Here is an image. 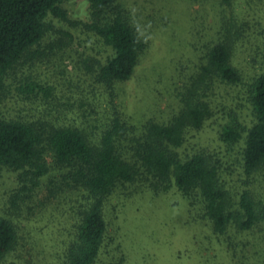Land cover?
<instances>
[{
    "label": "rangeland",
    "instance_id": "1",
    "mask_svg": "<svg viewBox=\"0 0 264 264\" xmlns=\"http://www.w3.org/2000/svg\"><path fill=\"white\" fill-rule=\"evenodd\" d=\"M61 7L67 21L50 16L44 40L5 77L0 119L75 127L95 142L118 116L129 135L139 136L147 123L167 124L181 112L209 51L224 43L241 81L212 82L204 98L211 116L187 132L177 152L182 159L211 157L234 204L249 191L264 206V168L246 176L245 141L221 139L231 122L246 129L255 123L249 91L264 74V0H112L107 16L123 17L145 45L133 77L113 88L98 83L93 72L113 51L88 30L89 2L67 0ZM45 158L50 171L33 193L20 172L0 168V218L17 234L0 264H65L88 200L83 191L60 189L63 169L51 151ZM103 214L107 231L95 264H264V221L218 235L200 198L174 185L157 190L142 178L119 184Z\"/></svg>",
    "mask_w": 264,
    "mask_h": 264
},
{
    "label": "trees",
    "instance_id": "2",
    "mask_svg": "<svg viewBox=\"0 0 264 264\" xmlns=\"http://www.w3.org/2000/svg\"><path fill=\"white\" fill-rule=\"evenodd\" d=\"M65 1L0 0V99L5 77L50 31L47 19L52 16L67 21L61 7ZM87 1L92 21L88 30L113 51L106 63L98 64L93 72L98 83L113 88L133 77L145 45L123 17L107 16L112 0ZM231 58L227 45H215L196 85L183 95L181 112L167 124L147 123L139 136L129 135L130 128L118 116L95 142L75 127L45 128L34 122L0 119V168L20 172L24 185H30L28 191L33 193L50 171L45 158L49 150L55 166L63 169L60 189L86 193L88 202L75 240L65 250V264L96 263L107 231L103 214L106 201L119 184L135 183L139 178L148 180L157 190L174 185L186 197H199L205 218L218 235L225 234L231 226L249 231L264 221V206L251 192L245 191L234 204L211 157L199 153L182 159L177 152L187 132L201 129L211 116L204 98L212 82L241 81ZM249 100L253 126L246 129L237 121L231 122L222 128L221 139L229 145L245 141L243 170L251 177L264 168V74L251 85ZM16 240L14 226L0 218V261L12 251Z\"/></svg>",
    "mask_w": 264,
    "mask_h": 264
}]
</instances>
